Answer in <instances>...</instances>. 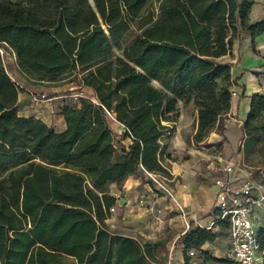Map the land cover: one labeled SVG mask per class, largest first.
I'll return each instance as SVG.
<instances>
[{
    "label": "trees",
    "instance_id": "trees-1",
    "mask_svg": "<svg viewBox=\"0 0 264 264\" xmlns=\"http://www.w3.org/2000/svg\"><path fill=\"white\" fill-rule=\"evenodd\" d=\"M252 1L0 0V45L14 51L23 73L74 75L87 92L78 105H61L63 129L20 115L21 89L0 54V264H161L169 237L109 227L117 200L110 185L168 173L164 134L179 100L197 109L194 141L223 134L236 79L233 44L242 32L253 40L264 31V17L250 19ZM249 97L243 137L264 141V125L252 123L264 111V92ZM108 112L128 146H116ZM216 225L226 231L228 222ZM258 234L264 248V222ZM215 237L212 227L186 229L178 239L183 264L187 250Z\"/></svg>",
    "mask_w": 264,
    "mask_h": 264
},
{
    "label": "rangeland",
    "instance_id": "rangeland-1",
    "mask_svg": "<svg viewBox=\"0 0 264 264\" xmlns=\"http://www.w3.org/2000/svg\"><path fill=\"white\" fill-rule=\"evenodd\" d=\"M263 17L264 0H253L250 19L257 20ZM236 43L237 40H235L232 48L234 58L230 59L233 64L231 70L233 75L240 74V77L234 81L231 87L235 91L232 94V111L226 115L224 120L223 134L216 131L214 133L210 132L206 138V142H209V144L191 139V135L194 134L195 130L193 129V122L197 109L191 101L179 100L177 103L178 116L173 124L168 126L164 134L166 146L164 154L170 155V158L164 157L168 173H158L152 177L146 172L145 177L147 178L144 179L129 175L119 186L116 184L110 185L111 192L118 200H120V197H128L132 191H138L144 200L142 202L130 200L129 204L124 206L126 209H115L106 219L109 227L118 229L117 226L120 225L125 227L120 231L150 240L170 237V241L165 244V248L159 253L161 264H169L170 256H174L176 252L183 259L182 246H176L178 236L175 234L180 229L185 228L186 222L193 226L194 222L190 220L191 216L187 213L189 209H185L184 205L186 204L182 203H185V198L198 203L201 209H199L200 217L197 216V218L205 217L208 205L211 203L212 179L214 175L218 174L216 166L221 159L239 160L240 165L247 170H256L257 167L264 169V141L248 140L238 130L243 129L246 114L242 112L239 104L240 86L237 85L244 83L247 89L254 87L258 91H264V31L255 35L253 40L250 32H242L241 46L238 49L235 48ZM2 62L9 75L20 84L21 91H25L32 98L31 102L33 104L26 108L27 112L38 113L43 109L55 129H59L62 125L58 119L61 105H76L78 103V96L76 95L87 93L74 75L54 80L31 79L19 68L15 53L13 54L9 49H5V52H3ZM152 81L155 85H159L157 80L153 79ZM42 94L44 96H41ZM108 118L110 126L114 130L116 146H119V143L128 146L131 139L121 134L124 126L114 118L110 116ZM252 123L259 126L264 125V111ZM229 126L232 127L228 129ZM236 133L237 137L235 136ZM179 137H182V140ZM179 168L182 169V177H175L174 174H171L170 171ZM174 177L176 179H173ZM145 179H149V182L144 181ZM143 182H147L150 187L145 192L141 188ZM125 183L130 184L129 189L126 191ZM146 193L149 196H146ZM161 194L164 195L162 199L167 206L163 209L160 207L149 209L153 206L150 197H157ZM133 206L138 207V209H130ZM152 211H155L153 216H156L153 219L150 218ZM178 215H182L183 219L182 225L177 226V229L170 228L165 223L160 226V218L178 217ZM152 220L156 222L152 224ZM199 224V222H196V225ZM151 225L153 227L157 225V228L153 230L154 237L150 236L151 234L148 232L152 229ZM212 229L216 231V237L205 243V250L209 251L213 257L229 259L223 262L224 264L231 262L230 258L227 257V232L217 225L213 226ZM182 262L176 263L173 257L171 264H182ZM189 264H221V261L212 258L207 259L204 255H192Z\"/></svg>",
    "mask_w": 264,
    "mask_h": 264
},
{
    "label": "built area",
    "instance_id": "built-area-1",
    "mask_svg": "<svg viewBox=\"0 0 264 264\" xmlns=\"http://www.w3.org/2000/svg\"><path fill=\"white\" fill-rule=\"evenodd\" d=\"M9 50L14 54L12 49ZM3 52L5 49L0 45V54ZM11 78L21 89L20 84ZM234 93L232 90V94ZM108 114L114 118L112 113ZM258 169L257 172L247 170L240 165L239 160L221 159L217 167L218 174L213 177L217 190L208 210L210 220L209 223L199 225L210 228L217 220H227V257L231 262L226 264H261L263 261L264 248L261 246L258 230L264 222V171L262 168ZM148 174L154 177L158 173ZM143 200L141 196L139 201ZM114 210L115 203L109 207L110 213ZM190 226L192 225L186 222L185 229ZM202 249H205V243L200 249L191 248L187 253L199 256Z\"/></svg>",
    "mask_w": 264,
    "mask_h": 264
},
{
    "label": "crops",
    "instance_id": "crops-1",
    "mask_svg": "<svg viewBox=\"0 0 264 264\" xmlns=\"http://www.w3.org/2000/svg\"><path fill=\"white\" fill-rule=\"evenodd\" d=\"M235 46V45H234ZM241 46V39L240 40H237V43H236V46H235V48L236 49H238L239 47ZM233 51V50H232ZM234 54V53H233ZM233 65V64H232ZM233 67V66H232ZM8 72V71H7ZM9 74V73H8ZM234 76H236V79L235 80H237L239 77H240V74H237V75H234ZM32 79V78H31ZM37 80H43V79H37ZM47 80V79H46ZM237 85H239L240 86V90H239V94H238V99H239V104H240V107H241V109H242V112L244 113V114H246L247 113V111H248V109H249V101H250V97H249V95L251 94V93H253V92H255V91H258V89L257 88H254V87H251V88H249V89H247V87L245 86V84L244 83H242V84H237ZM243 92V94H241ZM264 92V91H263ZM31 100H32V98L28 95V94H26V92L25 91H19L18 92V97H17V110H18V114H20V115H24V116H28V115H34L35 117H37V118H40L41 120H43L44 122H46L48 125H50V126H52V127H54V125L50 122L51 120L49 119L48 120V118H47V114H46V112L43 110V109H41V112H38V113H28L27 112V110H26V108L27 107H29V106H32V104H33V102H31ZM232 103H233V100L231 101V107H230V110H229V112L228 113H230L231 111H232ZM76 105H78V103L76 104ZM227 113V114H228ZM197 115V114H196ZM196 115H195V117H194V122H193V129H195L196 130V126H197V121H196ZM58 119L60 120V122H61V127L59 128V129H57V130H60V129H63V127H64V122H63V116H62V114L60 113V110H59V112H58ZM115 119V118H114ZM116 120V119H115ZM230 127H232V126H229V128L228 129H230ZM234 129V128H233ZM195 130H194V132H195ZM239 130V132H241L242 133V130L241 129H238ZM229 131V130H228ZM212 133H214V130L213 131H211ZM218 133V132H217ZM193 135V134H192ZM192 135H191V139H192ZM236 137H237V133H236V135H235ZM229 138V137H228ZM179 139H181L182 140V137H179ZM236 139V138H235ZM230 140H231V138H230ZM232 142V141H231ZM235 142V141H234ZM219 163V162H218ZM218 165L219 164H217V166L216 167H218ZM178 168V167H177ZM217 169V168H216ZM181 171H182V169L181 168H179V169H173L172 171H170L171 172V174L173 175H175V177H182V175H181ZM215 176V175H214ZM213 176V177H214ZM173 178V179H176V178ZM137 179V178H136ZM143 186H144V188H143ZM129 187H130V184L128 185V184H126L125 183V191L126 190H128L129 189ZM142 191H147V190H149L150 189V187H149V185L147 184V182H143L142 183ZM216 190H217V187L214 185V183H213V179H212V189H211V191H212V197H211V203L208 205V209H207V212H206V214H205V217H201V218H197V216L198 217H200V214H199V209H201V207L198 205V203H195L194 201H190L189 199H187V198H185V203H182V204H186V205H184L185 206V209H189L188 211H187V213H189L190 214V220H193L192 222H194L193 224L194 225H196V222H199L200 224H205L206 222H209V220H210V217H209V215H208V210L210 209V207L212 206V204H213V202H214V199H215V194H216ZM119 196V195H118ZM146 196H149V194H147L146 193ZM141 197V194H139V192L138 191H132V192H130L129 193V196L128 197H120V199H122V201H120V200H118L119 202L117 203V202H115V209H126L124 206H127L129 203V201L130 200H133V201H135V200H139V198ZM164 197V195L163 194H161V195H159V196H157V197H154V196H152V197H150V199L152 200V203H153V206H151L149 209H153L154 207H160V208H164V207H166L167 205L165 204V202L163 201V198ZM130 209H138V207H131ZM155 209V208H154ZM151 212V211H150ZM155 211H152V216L150 217L151 219H153V217H156V216H153V213H154ZM113 218H114V216H113ZM182 219H183V216L181 215V216H179L178 215V217H176V216H173V217H168V218H166V217H163V218H160V226L162 225V224H167L168 225V227H170V228H178L177 226H181L182 225ZM203 222V223H201V222ZM156 221L155 220H152V224H154ZM177 224V225H176ZM152 226V225H151ZM117 228L119 229V230H122L123 228H125V227H121L120 225L119 226H117ZM152 229L151 230H149L148 232L151 234L150 236H152V237H154V232H153V230H155V228H157V225L156 226H152L151 227ZM186 229L185 228H182V229H180L178 232H176V236H178V238H177V242H176V246H180L181 245V242H179L178 241V239H179V237H180V235L185 231ZM170 241V237H169V239H168V241L167 242H169ZM182 249V248H181ZM181 254V253H180ZM173 257H174V261H176V263H178L179 261L180 262H182L183 261V259H182V257H180L179 255H178V252H176L175 254H174V256H170V260H169V264H171L172 263V260H173ZM182 264H183V262H182Z\"/></svg>",
    "mask_w": 264,
    "mask_h": 264
},
{
    "label": "water",
    "instance_id": "water-1",
    "mask_svg": "<svg viewBox=\"0 0 264 264\" xmlns=\"http://www.w3.org/2000/svg\"><path fill=\"white\" fill-rule=\"evenodd\" d=\"M120 201H122V199H120Z\"/></svg>",
    "mask_w": 264,
    "mask_h": 264
}]
</instances>
